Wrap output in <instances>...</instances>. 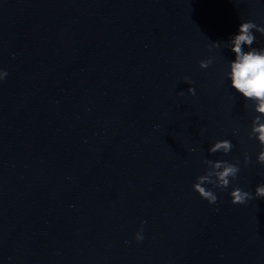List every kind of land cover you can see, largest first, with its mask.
<instances>
[{
  "label": "water",
  "instance_id": "95a60500",
  "mask_svg": "<svg viewBox=\"0 0 264 264\" xmlns=\"http://www.w3.org/2000/svg\"><path fill=\"white\" fill-rule=\"evenodd\" d=\"M246 21L264 0H0V264H264V199L230 196L264 183L226 75ZM205 160L241 169L215 205Z\"/></svg>",
  "mask_w": 264,
  "mask_h": 264
},
{
  "label": "clouds",
  "instance_id": "9594fccd",
  "mask_svg": "<svg viewBox=\"0 0 264 264\" xmlns=\"http://www.w3.org/2000/svg\"><path fill=\"white\" fill-rule=\"evenodd\" d=\"M256 33L264 36V26H258L252 21L240 24L238 33L234 34L227 42L225 47L235 55V59L229 62L230 70L226 73L231 82V87L245 101L252 104V111L255 113L252 120L251 130L248 139L256 140L260 145L257 163L264 165V48L253 47L256 42ZM214 47H220V42L213 43ZM247 46V51L245 50ZM213 59H206L200 62L201 69H207L213 64ZM8 73L0 69V81H3ZM188 92L195 95V88L190 87ZM238 134V130L234 135ZM234 145L229 140H217L209 149L211 154L231 153ZM195 151V149H193ZM251 162V157L247 154L244 158V166L247 167ZM207 167L205 173L197 177V182L193 185V190L206 200L210 205H215L218 201L216 193L207 188L212 185L215 189L227 190L231 187V182L236 180L241 169L239 162L231 163L226 160L203 162ZM233 205L246 206L253 199H264V183L255 189V196L248 191L236 187L230 192ZM142 225L146 221L141 222ZM143 227L136 233L137 243L143 242ZM130 243V242H129Z\"/></svg>",
  "mask_w": 264,
  "mask_h": 264
}]
</instances>
